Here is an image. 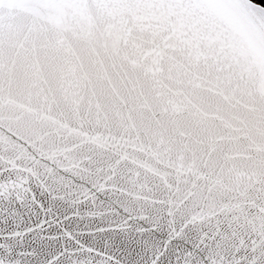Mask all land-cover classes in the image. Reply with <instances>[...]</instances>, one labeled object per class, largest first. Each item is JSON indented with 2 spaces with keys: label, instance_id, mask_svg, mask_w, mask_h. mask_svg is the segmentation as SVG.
Returning a JSON list of instances; mask_svg holds the SVG:
<instances>
[{
  "label": "snow or ice",
  "instance_id": "6c2138e0",
  "mask_svg": "<svg viewBox=\"0 0 264 264\" xmlns=\"http://www.w3.org/2000/svg\"><path fill=\"white\" fill-rule=\"evenodd\" d=\"M0 264H264V2L0 0Z\"/></svg>",
  "mask_w": 264,
  "mask_h": 264
},
{
  "label": "trees",
  "instance_id": "16d2710c",
  "mask_svg": "<svg viewBox=\"0 0 264 264\" xmlns=\"http://www.w3.org/2000/svg\"><path fill=\"white\" fill-rule=\"evenodd\" d=\"M256 2H264V0H256Z\"/></svg>",
  "mask_w": 264,
  "mask_h": 264
}]
</instances>
